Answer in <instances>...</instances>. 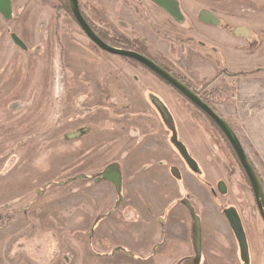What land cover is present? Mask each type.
I'll use <instances>...</instances> for the list:
<instances>
[{
	"label": "rangeland",
	"instance_id": "374dc122",
	"mask_svg": "<svg viewBox=\"0 0 264 264\" xmlns=\"http://www.w3.org/2000/svg\"><path fill=\"white\" fill-rule=\"evenodd\" d=\"M11 1L12 18L5 20L0 15V261L190 264L194 257L193 264H264V224L244 173L218 130L196 111L192 124L185 113L189 111L181 108L184 100L162 85L165 100L188 116L187 135L192 140H182L194 156L204 154L199 160L204 175L198 180L185 174L184 187L176 182L181 198L175 201L178 195L172 179L162 175V183L174 188L162 193L158 187L155 191L143 172L138 175L122 167L125 189L119 199L102 180L100 169L118 160L123 164V158L137 149L140 152L128 163L130 168L139 165L138 154L165 139L158 132L156 113L143 102L141 91L146 84L133 80V76L142 77V69L94 46L69 11L61 8V0ZM179 1L186 23H177L152 8L150 0H79L89 24L114 47L122 48L119 43L130 39L180 74L176 62L185 60L186 66L181 67L191 71L188 79L198 80L218 69L214 77L202 78L205 84L200 82L195 88H203L213 107L227 118L264 189L262 127L250 124L257 96L235 91L236 84L244 87L241 83L247 75H238L243 77L234 82L225 74L252 72L264 64L263 54L249 48L264 38V0ZM202 12L216 21L202 20ZM11 34L22 40L26 51L13 43ZM159 36L182 46L161 52L153 44ZM188 37L199 45L188 46ZM218 43L243 47L241 52L229 53L216 47ZM246 85L250 87V82ZM144 94L159 99L148 91ZM258 96L264 101V87ZM179 126L185 128L184 122ZM77 130L91 135L83 142L66 139ZM107 150L115 161L109 160ZM166 150L162 158H168V146ZM81 174L97 175L99 181L80 179ZM138 180L145 184V189L143 183L139 187L144 199L136 193ZM224 208L235 209L242 222L248 263L240 258ZM187 212L202 219L195 241L199 252L183 242ZM156 218L165 226L163 232ZM19 245L24 249H16Z\"/></svg>",
	"mask_w": 264,
	"mask_h": 264
},
{
	"label": "flooded vegetation",
	"instance_id": "af4514ba",
	"mask_svg": "<svg viewBox=\"0 0 264 264\" xmlns=\"http://www.w3.org/2000/svg\"><path fill=\"white\" fill-rule=\"evenodd\" d=\"M151 1V0H150ZM178 2L180 11L182 13V6L179 0H175ZM79 2V0H78ZM12 4V1H11ZM69 6V5H68ZM79 7H80V2H79ZM152 8H157L160 12H163L159 7H157L154 3ZM69 9V14L71 15L73 21L74 17ZM81 14L83 15V12L80 8ZM165 13V12H164ZM199 13V10H198ZM183 14V13H182ZM1 15V14H0ZM84 17V16H83ZM11 18H12V14H11ZM10 18V19H11ZM9 19V20H10ZM84 19L86 20L87 18L84 17ZM172 19V18H171ZM200 19V16H199ZM202 20H207V15H204V13L202 12V16H201ZM149 20V19H147ZM150 23L155 22V19L153 17H150ZM173 20V19H172ZM175 21V20H174ZM86 22L89 24V22L86 20ZM176 22V21H175ZM182 22H187V17L186 15L183 14V21ZM181 22V23H182ZM75 24L77 25V23L75 22ZM154 24V23H153ZM190 25V23H189ZM89 26L91 27V29L95 32V30L92 28V26L89 24ZM77 27L80 29V27L77 25ZM81 30V29H80ZM156 30V27H155ZM157 31V30H156ZM81 32H83L81 30ZM169 32H173V31H169ZM96 33V32H95ZM84 34V33H83ZM85 35V34H84ZM96 35L98 36V34L96 33ZM11 37V36H10ZM18 37V36H17ZM86 37V36H85ZM99 37V36H98ZM160 37V36H159ZM168 37V36H167ZM19 38V37H18ZM87 38V37H86ZM100 38V37H99ZM20 39V38H19ZM88 39V38H87ZM104 43H106L107 45L111 46V42L109 39H106V42L100 38ZM145 39V38H144ZM12 40V39H11ZM21 40V39H20ZM89 40V39H88ZM130 40V39H129ZM13 41V40H12ZM90 41V40H89ZM146 41V39H145ZM22 42V40H21ZM91 42V41H90ZM136 42V41H135ZM14 43V42H13ZM23 43V42H22ZM92 43V42H91ZM145 43V42H144ZM93 44V43H92ZM16 45V44H15ZM94 46H96L95 44H93ZM135 46L140 50L139 53L142 56H145L147 58H149L150 60H152L154 63L158 64L160 67H162L164 70H166L169 74H171L173 77H175L177 80H179L182 84H184L186 87H188L193 93L197 94L199 96V98L209 106V108L213 107V105L211 104V102L209 101L210 99L206 96L205 93H203V88L202 91L197 90L195 87H197V85L192 86L190 84L189 81H195L196 77L191 76L190 79H188L187 74L192 75L191 72H185V70L183 71L182 67H179L178 69H180L183 74H180L178 72H176L174 69L171 68H167L165 65H163V63L161 64L160 61H158V59H156L155 57L151 56L148 52H150L149 50H146L145 48H143L142 46H138V44L136 43ZM153 46V45H152ZM19 47V46H18ZM97 47V46H96ZM114 47V46H112ZM154 47V46H153ZM200 47V46H199ZM20 48V47H19ZM98 48V47H97ZM115 48H120L123 49L121 47H115ZM21 49V48H20ZM27 49V48H26ZM99 49V48H98ZM127 50V49H125ZM26 51V50H24ZM102 51V50H100ZM132 51V50H131ZM104 52V51H103ZM136 52V51H135ZM106 53V52H105ZM108 54V53H107ZM110 55V54H109ZM114 56V55H112ZM117 57V56H115ZM120 58V57H118ZM122 59H126V58H122ZM130 60V59H128ZM134 61V60H132ZM136 62V61H134ZM139 66L140 69H142V77L139 78V76H133V80H137V82H143L146 85L143 86L142 88V98L144 99L143 102L147 105V107H150L155 113H156V121H157V129L158 132L160 134L164 135L165 139H160L157 143H154V145H149L150 148L147 146L146 149L144 150L145 152L143 153V155H141L140 153L138 154V159H141L142 161H138L139 165H135L133 167H129V159H131L132 157H134V153L135 152H140V149H137L135 152L134 150L132 152H130V154L128 153L126 157H124L123 159V164H121V162L118 160L119 163H114L115 165H111L107 164L105 165L103 168H99L101 173V178L102 180H105L106 182H108V184L113 188V191H115L118 195V198L120 199V197H123V190L125 189V183L123 184V180H122V167H126L129 168L130 170H134L138 173V175L140 173H151L148 176L143 174L145 179H149L152 183H154L155 185V191H156V187L161 188L162 193L166 190V189H174L176 190V195H178L177 191H178V187L176 186V182H179L182 187H184V175L188 174V176H193L194 178L200 180L201 176L200 175H204V170L199 162L200 159H202L203 155L201 156V154H199V157L194 156L190 147H188V145L185 143V141L182 140V138L184 139V137H182L181 132H180V126L177 123V121L175 120V117L172 116V109L170 111V107L172 106L171 103L167 102L164 98V94H163V86H165L166 88L170 89L171 91H174L182 100H184L185 105H187L188 107L192 108L191 110L196 111L197 113L201 114V116L204 118V120L208 123V124H212V126L218 130L220 136H222L225 141L226 138L223 135V133L219 130V128L211 121V119L205 115L204 113H202L199 109H197L192 103H190L185 97H183L178 91H176L173 87H171L169 84H167L165 81H163L159 76H157L156 74H154L152 71H150L149 69H147L146 67H144L143 65H141L140 63L136 62ZM186 66V65H185ZM184 66V68H185ZM145 71H147L148 73H146ZM143 79V80H142ZM204 83V82H203ZM202 83V84H203ZM158 85L160 88L159 89H154V85ZM205 84V83H204ZM204 87H206V89H208L209 85H205ZM144 91H148L149 93L153 94V95H157L159 99H154L153 97H147L144 94ZM175 106V105H173ZM214 108V107H213ZM212 109V108H211ZM215 109V108H214ZM213 110V109H212ZM216 111H214L215 113H217L228 125L229 127L232 129L231 125L225 120V118L220 115V113L218 112L217 109H215ZM192 124H194L195 122V117H190ZM185 128L186 130H189V124L188 122L185 123ZM133 130V128H132ZM159 134V135H160ZM91 133H89L87 130H77V132L74 134H72V136H66V139L71 140V139H77L80 142H83V138L84 137H88L90 136ZM236 135V134H235ZM238 138V137H237ZM163 140H165L163 142ZM192 140V139H189ZM239 140V139H238ZM189 142V141H188ZM240 142V141H239ZM167 144V145H166ZM153 146V148H152ZM169 148V151L166 153L168 155V158H162V153L163 151H167L166 148ZM242 146V145H241ZM191 147H193V145H191ZM195 148V146H194ZM201 148L203 149V144H201ZM108 151V150H107ZM245 152V151H244ZM110 153L111 151H108V157H110ZM246 154V153H245ZM92 155V154H91ZM113 155V154H112ZM234 156L241 168V170L243 171L235 153ZM152 158H154V162L151 160ZM137 159V160H138ZM150 159L151 161L148 162L147 160ZM96 162V157H93V159ZM109 160H113L112 158ZM115 161V160H113ZM142 164H144L143 169H141ZM98 169V170H99ZM97 169L92 171L93 173H97L98 171ZM164 171L163 174L159 173L158 171ZM148 171V172H147ZM244 173V171H243ZM162 175L172 179V181L174 182L173 187L170 185H165L164 183H162ZM198 175V176H197ZM88 175H80V179H94V184H97L99 179L96 176L92 175L91 178L90 176L86 177ZM245 176V174H244ZM246 178V176H245ZM92 179V180H93ZM247 179V178H246ZM134 180V179H132ZM248 181V180H247ZM143 183V189H145V184L144 182H142L141 180H138V185H135V187L137 188L136 193H140L141 196L144 199V196L142 195L143 193L141 192V190L139 189V187L141 186V184ZM64 184V183H63ZM128 185V184H127ZM126 185V188L128 187ZM130 185V184H129ZM170 186V187H169ZM177 187V188H176ZM251 189V188H250ZM252 192V191H251ZM156 194V193H155ZM253 195V194H252ZM181 196L178 195V198H175V201H179ZM138 198V197H137ZM157 201V198H154ZM187 200V198H185ZM173 200H171L170 202H172ZM182 201V200H181ZM159 202V201H158ZM160 203V202H159ZM174 203V202H173ZM182 205H184L185 207V203L182 201L180 202ZM179 204L180 207H182V205ZM256 205V204H255ZM165 207V206H164ZM257 208V207H256ZM226 208H224L225 210ZM228 209V208H227ZM224 212V211H223ZM112 213V212H111ZM143 219L146 220V213L143 212ZM162 213V211L160 212ZM159 213V215H160ZM188 213V219H187V225L185 227V229L183 228V230H181V233H185L186 237L184 239V243H190L192 244V248L193 246H195V248H197V252H199V245L198 243H196L195 241L199 238L200 236V230H197V225H200L202 222V219L200 218V216L197 214L196 216L191 215L189 212ZM111 214H109L110 216ZM174 215V214H173ZM224 215V213H223ZM138 217H141V214L138 215ZM150 217V216H147ZM135 218V217H134ZM225 218V216H224ZM226 219V218H225ZM135 220V219H133ZM156 223L159 224L160 226V231L163 232L165 230V226L163 225V223L161 224V221L156 218L155 219ZM227 221V220H226ZM241 221V220H240ZM228 223V222H227ZM242 224V222H241ZM97 226V224H96ZM95 226V227H96ZM232 232V231H231ZM198 242V241H197ZM20 248L19 250H23L24 248L19 245L16 247ZM126 249V248H125ZM115 251H117L118 249H114ZM126 251H128L126 249ZM37 253V252H36ZM37 255L39 256V253H37ZM5 258V257H4ZM194 258V257H193ZM193 258H190L189 260L191 261L190 264H193ZM6 264H16V263H10L9 261L5 262ZM0 264H3L0 261ZM22 264V263H21ZM23 264H33L31 262L26 261Z\"/></svg>",
	"mask_w": 264,
	"mask_h": 264
},
{
	"label": "water",
	"instance_id": "95a60500",
	"mask_svg": "<svg viewBox=\"0 0 264 264\" xmlns=\"http://www.w3.org/2000/svg\"><path fill=\"white\" fill-rule=\"evenodd\" d=\"M157 7H159L163 12H165L170 18L175 20L177 23L183 21V14L180 11L178 2L175 0H151ZM68 5L70 11L74 17L75 22L83 31L85 36L95 44L100 50L114 55L120 58H126L134 60L154 74L159 76L163 81L173 87L178 91L183 97H185L190 103H192L197 109L202 113L207 115L211 121L219 128L223 133L232 150L234 151L243 171L248 180L249 186L251 188L257 210L259 212L260 218L264 224V189L261 182L256 175L247 155L244 152L241 143L239 142L237 136L229 127V125L217 114L215 113L207 104H205L197 94L193 93L188 87L182 84L179 80L169 74L166 70L160 67L158 64L154 63L149 58L140 55L139 53L131 50H125L120 48H115L104 43L96 33L91 29L89 24L84 19L81 14L78 0H68ZM0 14L5 20H9L12 14V4L11 0H0ZM207 22H215L216 19L213 16L207 15ZM218 21V20H217ZM11 39L14 44L19 46L22 50H26L25 45L21 40L15 35L11 34ZM224 216L228 222V225L237 241L240 258L248 263V244L246 236L241 224L240 218L233 208H228L224 210Z\"/></svg>",
	"mask_w": 264,
	"mask_h": 264
},
{
	"label": "crops",
	"instance_id": "0c3cea01",
	"mask_svg": "<svg viewBox=\"0 0 264 264\" xmlns=\"http://www.w3.org/2000/svg\"><path fill=\"white\" fill-rule=\"evenodd\" d=\"M178 30H181V29H178ZM177 30V31H178ZM175 31H173V32H170V33H174ZM178 33H174L173 35H177ZM262 38V37H261ZM180 39V38H179ZM188 39H189V42H188V46H190V47H192V46H196L197 44H198V42L196 41V40H194L193 38H191V37H188ZM153 44H154V46L156 47V48H158L161 52H165V50L167 49V48H169V49H175V47H180V46H182V44L181 45H179V44H177L176 45V41H172V42H168V41H166L165 39H163V38H161V36H160V38H153ZM199 45V44H198ZM214 45V44H213ZM216 45V47H219V48H221V49H223L224 51H226V52H229V53H234V52H241L242 51V44H238V45H236V47L238 48V49H236V48H234L233 47V45H231L230 43H228V44H226V43H223V45H222V43H218V44H215ZM214 45V46H215ZM227 45H229V47L227 46ZM187 47V46H186ZM203 47H205V45L203 46ZM249 48H251V50H253L254 52H260L258 55H262L263 54V56H264V38L262 39V40H260V42H252V43H250V47ZM209 51V50H208ZM212 53L214 54V53H217L215 50H212ZM165 55H163V57H164ZM172 56V55H171ZM167 57V56H166ZM183 60V59H182ZM176 64H177V67H181V66H183V65H186V63H185V60H183V61H180V62H176ZM191 64V63H190ZM188 66V65H187ZM260 66H262V67H259L258 69H260V68H264V64L263 65H260ZM191 67V69H192V66H190ZM189 68V67H188ZM193 70V69H192ZM217 68L215 67V69H214V74L212 73H210V74H204V75H202V76H198V77H200V79H198V80H195V81H192V83L194 84V85H198L200 82H201V80H202V78H204V79H210L209 77H214V75L217 73ZM200 71H201V69H200ZM200 71H198V72H200ZM191 72V71H190ZM243 76H241L240 78H238L237 76H235V77H232L233 79H235L234 80V82L237 80V78L238 79H241ZM245 78V80L241 83V84H243L244 85V87H242V85H239L238 86V84H236V88H235V91H237V92H239V95H241V94H243L244 92H250L252 95H255V96H257V100H256V102H255V107H254V117H251V121H250V124L251 125H253V128H258V125H261V129H259V131L260 132H263L262 133V137H264V101L262 100L263 98H260L259 96H258V94L260 93V92H262L263 91V87H264V72H259V73H255V74H252V75H247V76H244ZM227 79V78H226ZM228 79H231V78H228ZM204 81V80H203ZM247 81H249L250 82V87H246L247 85H246V83H247ZM202 83V82H201ZM219 83H220V81H219ZM219 85V84H218ZM235 95V94H234ZM234 101H236V96L234 97ZM181 108L183 109V110H187V111H189V112H185L187 115H189L190 117H193V115H192V113L194 112L193 110H191L192 108H190V107H188L187 105H185V107L184 106H181ZM171 109H172V116H174L175 117V120L177 121V123L180 125V121H182V122H184V124H185V122H186V119H187V117L188 116H183L182 115V113H181V111L179 112L177 109H176V107L175 106H171L170 107V111H171ZM179 110H181V109H179ZM225 118V120L229 123V121L227 120V118L226 117H224ZM230 124V123H229ZM189 130H190V128H189ZM180 132H181V135H182V137H184V138H186V139H188L189 140V137H188V135L187 134H189V132L185 129V128H182V130L180 129ZM236 135H237V133H236ZM237 137H238V139H239V141H240V143H241V145H242V147H243V149H244V145H243V143H242V141L240 140V138H239V136L237 135ZM167 149V148H166ZM244 151H245V149H244ZM246 152V151H245ZM247 154V156H248V153H246ZM159 173H161V174H163L164 173V171L162 172L161 170L160 171H158Z\"/></svg>",
	"mask_w": 264,
	"mask_h": 264
},
{
	"label": "trees",
	"instance_id": "16d2710c",
	"mask_svg": "<svg viewBox=\"0 0 264 264\" xmlns=\"http://www.w3.org/2000/svg\"><path fill=\"white\" fill-rule=\"evenodd\" d=\"M61 8H66L68 11H69V6H68V0H61L59 2ZM80 8L81 5H80ZM85 17V15H83ZM86 18V17H85ZM87 20V19H86ZM88 21V20H87ZM89 22V21H88ZM95 32L98 34V36L100 38H102L105 42H106V38L105 37H101L100 34L98 33V31L95 30ZM115 42V41H114ZM119 43V42H118ZM111 44V43H110ZM122 48L123 49H127V50H132V51H136V52H140V50L135 46V44L130 41V40H126V39H123V41L121 43ZM112 45V44H111ZM114 46V45H112ZM126 60L127 62L131 63V64H134V65H138L136 62L132 61V60H128V59H124ZM139 66V65H138ZM259 72H264V68H260V69H256V70H253L252 72H237V73H232V74H228V73H225L226 75L228 76H231V77H234V76H238V75H250V74H255V73H259ZM214 111H216L213 107H211ZM227 142V145L229 146V149L231 150L232 154L234 155V151L232 150L231 146L229 145L228 141L226 140ZM252 165V164H251ZM247 180V179H246ZM248 182V181H247ZM249 184V183H248ZM250 188V186H249Z\"/></svg>",
	"mask_w": 264,
	"mask_h": 264
}]
</instances>
